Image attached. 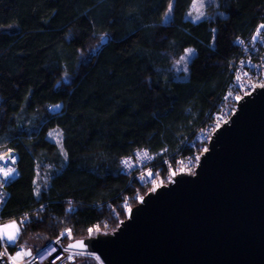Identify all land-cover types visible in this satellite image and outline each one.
Listing matches in <instances>:
<instances>
[{"label":"trees","instance_id":"trees-1","mask_svg":"<svg viewBox=\"0 0 264 264\" xmlns=\"http://www.w3.org/2000/svg\"><path fill=\"white\" fill-rule=\"evenodd\" d=\"M217 1L196 23L195 0H0V155L14 151L19 172L2 219L21 224L18 247L115 231L150 191L125 157L147 150L165 176L167 160L201 152L239 39L264 22V0Z\"/></svg>","mask_w":264,"mask_h":264},{"label":"water","instance_id":"water-1","mask_svg":"<svg viewBox=\"0 0 264 264\" xmlns=\"http://www.w3.org/2000/svg\"><path fill=\"white\" fill-rule=\"evenodd\" d=\"M64 247L105 264H264V87L239 101L194 174L148 192L115 231Z\"/></svg>","mask_w":264,"mask_h":264},{"label":"built area","instance_id":"built-area-1","mask_svg":"<svg viewBox=\"0 0 264 264\" xmlns=\"http://www.w3.org/2000/svg\"><path fill=\"white\" fill-rule=\"evenodd\" d=\"M260 25H264V22H261L249 37L239 39L242 56L232 64V81L223 95L219 108L212 114L210 123L197 132V138L202 145L201 152L195 151L193 154L181 158L176 166L167 160L168 172L165 176L155 170L152 165L155 156L147 150L137 151L134 155L123 159L122 164L126 173L134 175L141 185L149 186V192L169 185L180 173L194 174L202 155L206 152L205 149L208 150L209 148L213 134L235 115V112L238 111L239 101L245 98V95H251L257 87L264 86V28H260ZM11 152L14 151L6 152L0 156L5 157ZM12 159H15L14 164ZM17 160V154L12 155L7 161L0 160V167L4 168L5 171L8 168L14 170L13 174L7 178L0 173V229L7 228L12 224H16L19 229L15 242L6 240L0 242V253L7 252V255L0 256V264H12L10 257L16 256L18 252L22 253L23 258L19 259L17 264H75L76 261L86 258L92 259L95 264H105L97 253L82 252L64 247L74 241L68 239L71 230H67L53 240L42 244L37 250H30L31 255L29 256V249L26 246H17L22 233L21 224L17 220L4 221L2 219V210L10 195L7 184L10 180L19 177L16 167ZM149 172L152 173L151 177L148 176ZM173 172L176 173L175 176L172 175ZM8 230L15 231L11 228Z\"/></svg>","mask_w":264,"mask_h":264},{"label":"rangeland","instance_id":"rangeland-1","mask_svg":"<svg viewBox=\"0 0 264 264\" xmlns=\"http://www.w3.org/2000/svg\"><path fill=\"white\" fill-rule=\"evenodd\" d=\"M217 6H218V1L217 0H195L193 7L191 9L190 17L193 19L194 22L200 23L205 21L207 18L212 17L216 14L217 12ZM172 15V10L169 11V14L167 17ZM199 17V19H197ZM194 50V49H192ZM194 53L187 59V61H181V59L175 64V70H176V75L180 79H185L188 74V62L189 60L194 56ZM186 53L184 54V56ZM183 57V56H182ZM186 68V71H185ZM264 87V86H261ZM49 139L58 144L62 149H63V134L58 128H53L49 132ZM97 228L93 229L89 236H95L97 233H103L99 232ZM106 234V233H103ZM88 236V237H89ZM85 238V237H84ZM80 239V238H79ZM29 242H32L31 239H29ZM47 241H35V244L37 246H40L43 243H46ZM75 264H95V262L92 259L86 258V259H81L76 261Z\"/></svg>","mask_w":264,"mask_h":264},{"label":"snow or ice","instance_id":"snow-or-ice-1","mask_svg":"<svg viewBox=\"0 0 264 264\" xmlns=\"http://www.w3.org/2000/svg\"><path fill=\"white\" fill-rule=\"evenodd\" d=\"M169 11H171V4L169 5ZM197 19H199V17H197ZM260 28H264V25H260ZM194 53V50L192 49H187L186 50V55L181 57V61H187V59ZM185 71H186V68H185ZM57 108L60 107V105H57L56 106ZM205 151H207V149H205ZM4 157L3 156H0V160H3ZM12 163L14 164L15 163V159H12ZM125 163H127V161H125ZM13 169L12 168H8L6 171L4 168L0 167V173L3 174V176L5 178L11 176L13 174ZM152 173L149 172L148 173V176L151 177ZM173 176L176 175L175 172L172 173ZM143 179V177H142ZM157 187H159V185H157ZM129 211H131L129 209ZM11 228V229H14L15 231H9L8 229ZM99 230V229H97ZM91 231V229H90ZM18 232H19V229L17 228L16 224H12V225H9L7 228H4V229H0V242L2 241H9V242H15L17 240V236H18ZM4 255H7V252L5 251L4 253H0V256H4ZM29 255H31V253H29ZM23 256H22V253H17L16 256L14 257H10V259L12 260V264H17V261L19 259H22Z\"/></svg>","mask_w":264,"mask_h":264}]
</instances>
